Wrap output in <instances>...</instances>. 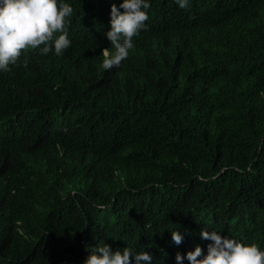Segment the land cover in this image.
<instances>
[{
  "label": "trees",
  "instance_id": "1",
  "mask_svg": "<svg viewBox=\"0 0 264 264\" xmlns=\"http://www.w3.org/2000/svg\"><path fill=\"white\" fill-rule=\"evenodd\" d=\"M67 2L71 47L0 75L18 94L0 106V264H83L103 242L176 264L205 227L264 248V0H151L153 58L105 73L108 0Z\"/></svg>",
  "mask_w": 264,
  "mask_h": 264
},
{
  "label": "clouds",
  "instance_id": "2",
  "mask_svg": "<svg viewBox=\"0 0 264 264\" xmlns=\"http://www.w3.org/2000/svg\"><path fill=\"white\" fill-rule=\"evenodd\" d=\"M191 0H176L180 8L190 7ZM151 0H108L107 24L98 32L104 36L102 46L104 73L113 67L137 64L139 71L153 58L157 49L156 37L161 36L160 20L151 23ZM73 7L67 0H0V75L12 76L17 62L27 50L40 55L53 53L62 56L71 47L69 17ZM196 42L183 32L171 49L173 60L184 63L187 50ZM8 93L0 90V94ZM0 96V106H8L18 97ZM171 233V241L180 245L185 234L179 228ZM200 238L210 241L207 251L196 244L186 252L177 251L176 264H264V248L258 243L245 244L216 229H201ZM122 249V250H121ZM153 255L146 250L137 251L128 246L113 250L108 243H101L83 261V264H151Z\"/></svg>",
  "mask_w": 264,
  "mask_h": 264
}]
</instances>
